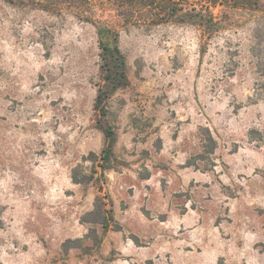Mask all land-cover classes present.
I'll use <instances>...</instances> for the list:
<instances>
[{
  "label": "rangeland",
  "instance_id": "1",
  "mask_svg": "<svg viewBox=\"0 0 264 264\" xmlns=\"http://www.w3.org/2000/svg\"><path fill=\"white\" fill-rule=\"evenodd\" d=\"M164 1L0 0V264H264V0H173L213 31ZM99 25L130 79L101 186Z\"/></svg>",
  "mask_w": 264,
  "mask_h": 264
},
{
  "label": "trees",
  "instance_id": "2",
  "mask_svg": "<svg viewBox=\"0 0 264 264\" xmlns=\"http://www.w3.org/2000/svg\"><path fill=\"white\" fill-rule=\"evenodd\" d=\"M117 1H127L129 3H142L147 5H154L157 1L161 0H117ZM214 4L216 1H212ZM162 5V4H161ZM165 7H162V10H165L164 16H159V22L164 20H170L175 18H182V21L192 22L196 24H200L207 28L210 31L218 30L220 25L218 21L214 20V16L210 11H184L181 12L180 9L176 8V2L173 0L164 1ZM181 17H176L177 15ZM98 37H99V46H100V56H101V64L100 69L102 72L103 83L99 86L98 94L96 97L95 108L99 112L98 124L100 125L103 133L105 135V144L99 153L96 155L92 153L94 156V160L97 159V164L100 169H94V174L91 177L83 179L79 178L76 173L73 174V180L76 183H84L89 182L90 180L96 184L101 183V179L104 176L105 171L108 168H111V164L115 158L114 147L117 141V133L115 128L110 125L106 118L108 116L109 110L107 107V100L120 88H124L130 84V79L127 72V59L120 47V34L118 31L114 30L111 27L106 25H99L97 29ZM98 170L100 174H98ZM92 178V179H90ZM96 207L103 206L105 202L102 197H98L96 201ZM112 208L107 209L103 214H101L100 223L104 226V229H107L108 219L111 214ZM112 218V217H111Z\"/></svg>",
  "mask_w": 264,
  "mask_h": 264
}]
</instances>
